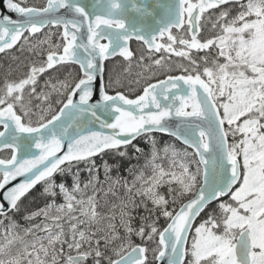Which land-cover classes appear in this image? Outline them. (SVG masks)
<instances>
[{"label":"snow or ice","instance_id":"snow-or-ice-1","mask_svg":"<svg viewBox=\"0 0 264 264\" xmlns=\"http://www.w3.org/2000/svg\"><path fill=\"white\" fill-rule=\"evenodd\" d=\"M5 9L0 53L27 56L0 73V264H264V0ZM117 56L139 70L102 84Z\"/></svg>","mask_w":264,"mask_h":264},{"label":"trees","instance_id":"trees-1","mask_svg":"<svg viewBox=\"0 0 264 264\" xmlns=\"http://www.w3.org/2000/svg\"><path fill=\"white\" fill-rule=\"evenodd\" d=\"M131 47L134 51H137L138 47H140L139 42L136 41H132L131 42ZM9 55H16V56H21L19 53H17L15 50H12V52H10L8 55L2 54L0 56V73L3 72L4 69L8 68L9 66H11V68L15 69L17 71V65H16V60L14 61V63H9V62H4V59L6 58V56ZM22 59V57L20 58ZM123 64V67L121 68V64ZM118 63V67L120 68V70L124 69L126 67V62L123 61V58L121 57H116L114 59H111L109 61H106L105 66H106V71H105V77H104V83H107L108 77H109V69H112L113 71L111 72V75H113L114 77L117 74H120V76L122 75L121 72L119 70H115V64ZM78 71V68L76 69ZM16 73V72H15ZM122 77V76H121ZM133 76H131L132 78ZM125 90V89H124ZM121 90V91H124ZM110 93L113 91V89H109ZM138 94V90L137 92L134 93H130V95H135ZM157 138L159 140H161L162 143H172L174 144L178 149H183V145L179 142L176 141L175 138L173 137H169L163 134H157ZM146 141L141 140L140 141V146L141 147H145V150L147 151V147H146ZM7 151V150H5ZM6 152H1L0 155L4 156ZM135 152L133 149L129 148V157H125V158H118V157H110V156H105L103 159L107 160L110 164H113V177H115L117 174L119 175H123L125 177H128V169L131 168L133 165H135L137 163L135 157ZM101 160L100 158H97V164H100ZM140 163H143V159L141 158ZM116 169H119V173H117ZM82 178L83 179H87V173L86 172H82ZM130 178V177H129ZM57 181L60 182L61 179H63L61 176H57L56 177ZM101 179L103 180V176L101 175ZM68 182L70 183V174H69V178H68ZM43 186L42 185H37L36 189L33 190V192L35 193V195L30 194L29 198L25 201V207L26 208H36L37 206L39 207H43L44 205V199L42 197H40V192L42 191ZM61 201V200H60ZM58 201V202H60ZM142 211V210H141ZM204 214H202L203 216ZM17 219H19V214H17ZM20 223H25L23 220H20ZM161 224H163V220H161ZM134 240H136L137 243H139V240H137L135 237L133 238Z\"/></svg>","mask_w":264,"mask_h":264},{"label":"rangeland","instance_id":"rangeland-1","mask_svg":"<svg viewBox=\"0 0 264 264\" xmlns=\"http://www.w3.org/2000/svg\"><path fill=\"white\" fill-rule=\"evenodd\" d=\"M55 37V36H54ZM54 37H53V39H54ZM53 42H56V41H53ZM138 49H139V47H138ZM137 49V50H138ZM13 56L14 55H9V56H6V58L4 59V62H9V63H14V61L15 60H13ZM25 56H27V53H25L23 56H20V58L22 57V59H20L19 61H16L15 63H16V65H19V68H16L17 69V71H16V73H14V74H18L19 72H23L25 69H24V67H23V64L24 63H26V61H25ZM120 64H121V62H120ZM127 66V65H126ZM123 67V64H121V68ZM115 70H119L120 72H121V76H120V78H121V80L122 81H124L125 83H126V80H125V76H127V79H131V76H135V74H136V72L139 70L137 67H136V65L135 64H133L132 65V67H131V71H130V74H128V73H124V69H122V70H120V68L118 67V63H116L115 64ZM41 79H43V77L41 78ZM119 90H124V88H120ZM1 130V129H0ZM61 203L63 202L62 200L60 201Z\"/></svg>","mask_w":264,"mask_h":264},{"label":"water","instance_id":"water-1","mask_svg":"<svg viewBox=\"0 0 264 264\" xmlns=\"http://www.w3.org/2000/svg\"><path fill=\"white\" fill-rule=\"evenodd\" d=\"M3 11H6L5 9V0H0V12H3ZM10 15H13V18H15V14H12V13H9ZM3 53H0V56L2 55ZM119 57V56H117ZM116 58V57H115ZM114 59V58H113ZM102 84L104 83L103 81L101 82ZM94 100L95 99H98V95L97 96H94L93 98ZM2 130V129H1ZM164 135V134H163ZM167 136V135H166ZM181 143V142H180ZM182 144V143H181ZM33 151H36L38 152L39 150L37 149H33ZM16 183V181L13 182V184Z\"/></svg>","mask_w":264,"mask_h":264},{"label":"flooded vegetation","instance_id":"flooded-vegetation-1","mask_svg":"<svg viewBox=\"0 0 264 264\" xmlns=\"http://www.w3.org/2000/svg\"><path fill=\"white\" fill-rule=\"evenodd\" d=\"M28 2H29V4H36V5H39V4H43L44 3V0H28ZM45 31H48V29H45ZM53 31H57L56 29H53ZM58 40H59V37H58V35L57 36H55L54 37V39H53V41H56V42H58ZM105 63H106V61H105ZM6 153V155H7V151H5ZM1 153V152H0ZM1 156V155H0Z\"/></svg>","mask_w":264,"mask_h":264}]
</instances>
